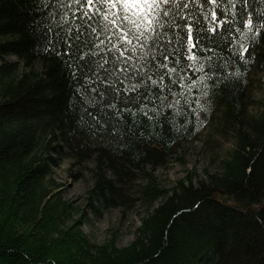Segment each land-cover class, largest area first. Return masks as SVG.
<instances>
[{"label":"trees","instance_id":"trees-1","mask_svg":"<svg viewBox=\"0 0 264 264\" xmlns=\"http://www.w3.org/2000/svg\"><path fill=\"white\" fill-rule=\"evenodd\" d=\"M50 3L0 0V264H264V90L253 99L264 73V0L223 5L221 18L232 28L246 25L251 11L254 29L261 31L243 27L222 31L211 44L203 41L212 51L198 55L204 64L211 58L212 79L200 81L204 73L193 74L186 68L191 62L180 57V84L190 90L158 92L148 81L151 72L132 67L146 71L158 49L151 43L138 48L128 72L111 77L121 97H148L129 105L135 116L127 119L138 129L130 138L116 119L114 130L103 122L89 130L84 108L101 98L73 79L82 60L111 59V44L81 46L74 53L81 60L67 67L63 47L61 55L45 50ZM162 7L170 10L169 35L174 24L184 23L181 16L194 20L215 8L209 0ZM78 17L69 14L63 28L75 30L83 23ZM145 53L146 59H137ZM134 85H140L137 91H131ZM126 103L117 101L118 107ZM253 103L258 113L250 112ZM201 137L214 171L204 168L201 177L190 169L171 187L162 185L156 171L171 161L185 163L183 147ZM65 162L76 168L74 177L90 180L83 204L66 198L53 178ZM136 206L142 216L127 245H117L115 233L95 243L83 230L92 224L87 213L100 218L113 208L124 213Z\"/></svg>","mask_w":264,"mask_h":264},{"label":"snow or ice","instance_id":"snow-or-ice-1","mask_svg":"<svg viewBox=\"0 0 264 264\" xmlns=\"http://www.w3.org/2000/svg\"><path fill=\"white\" fill-rule=\"evenodd\" d=\"M193 2L195 0H51L49 5H45L49 9V23L44 30L45 50H52L57 55H61L60 49L63 47V55L67 57L64 63L67 67L71 68L73 63L81 60V57L74 55L81 50V46L103 48L106 42L111 44L108 48L111 59L102 57V62L95 59L82 60L76 65L78 71L73 72V79L83 81L81 88L88 89L92 96L101 98L99 104L90 103L84 108V115L91 121L88 125L89 130H93L98 125L102 126L101 122L114 130L116 125L112 120L116 119L117 123L126 127L128 133L126 138H130L138 131L135 123L127 119L128 116H135V113L130 111L129 105L134 99L138 104L143 102L148 98L147 94L138 92L135 97H121L120 89L111 79L113 75L118 77L120 72H128L129 62L132 61L133 54L138 48L143 49L151 43L153 48L158 49V55L156 52L152 54L146 71L144 65L139 67L132 65L133 70L141 71L142 74L151 72L153 75L148 76L151 85L160 93L166 89L169 94H173L177 87L191 89V85L180 84V81L185 79L183 75L185 67L181 65L180 57L191 62L186 65L187 70L193 74L204 73L199 77L200 81L212 79L209 75L214 73L211 58H207L208 63L204 64L200 62L201 57L198 55L200 52L212 51L211 47L203 46V41L206 40L211 44L222 31L242 32L243 27H247L248 32L256 31L260 34V29H254V16L251 11L247 12V24L242 25L240 29L232 28V21L221 18L225 15L223 5L236 7L239 4L247 7L251 5L252 0H209L210 5L215 8L204 9V14L194 20L181 16L184 23L174 24L169 35V21L165 18L170 15V10L162 6L172 3L176 9L187 8L188 4ZM243 11L244 8L241 7L240 12ZM77 12L78 18L83 23L77 24L75 30L71 28L65 30L63 25L67 23V17L69 14L76 17ZM97 17L99 24L95 25L93 21ZM259 19L264 20V16ZM201 20L204 21L203 26ZM164 37L167 39L165 40ZM97 40L99 44L96 43ZM246 52L248 48L244 47L240 54L241 58ZM170 56L177 58L170 60ZM146 58L147 53L137 59ZM108 64H112L113 68H106L105 65ZM101 72L103 75L100 74ZM153 76L156 78L154 79ZM173 76L178 78L173 79ZM166 78L167 83H165ZM194 83L195 81H192V84ZM97 84L103 86L97 87L95 86ZM139 87L140 85H134L131 91H137ZM120 100H126L127 103L123 107H118L117 101ZM176 103L178 104L179 101ZM143 115L151 119L147 112Z\"/></svg>","mask_w":264,"mask_h":264},{"label":"rangeland","instance_id":"rangeland-1","mask_svg":"<svg viewBox=\"0 0 264 264\" xmlns=\"http://www.w3.org/2000/svg\"><path fill=\"white\" fill-rule=\"evenodd\" d=\"M260 77V75H258ZM264 90V73L261 76V84L253 90V99L261 98ZM250 112L258 113V107L253 103L250 107ZM204 137L199 140L188 143L183 147V160L171 161L166 168L156 171V175L160 179L162 185L171 187L174 180L184 177L188 170L194 169L197 175L202 177L203 170L206 168L209 172L214 171V165L211 164V150L203 148ZM229 147V143L225 142L223 149ZM70 163L65 162L54 169L53 178L61 184L66 198L71 199L76 204H83L86 191L90 185L88 178L77 179L72 173L76 172V168L70 169ZM92 224L83 226L84 232L95 243H103L110 238L111 233L116 235V243L119 246L129 244L134 237V230L139 224V219L142 216V209L136 206L132 211L122 213L120 209L113 208L103 214L100 218H94L87 213Z\"/></svg>","mask_w":264,"mask_h":264}]
</instances>
